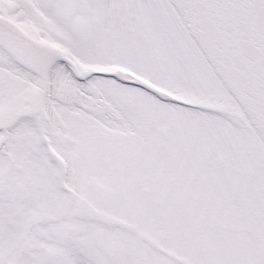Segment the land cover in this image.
Instances as JSON below:
<instances>
[{
  "label": "snow or ice",
  "instance_id": "obj_1",
  "mask_svg": "<svg viewBox=\"0 0 264 264\" xmlns=\"http://www.w3.org/2000/svg\"><path fill=\"white\" fill-rule=\"evenodd\" d=\"M0 264H264V0H0Z\"/></svg>",
  "mask_w": 264,
  "mask_h": 264
}]
</instances>
